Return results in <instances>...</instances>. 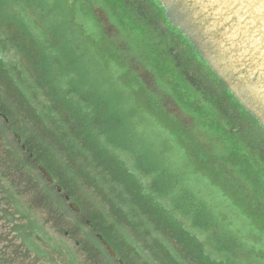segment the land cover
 Returning a JSON list of instances; mask_svg holds the SVG:
<instances>
[{
  "label": "rangeland",
  "instance_id": "obj_1",
  "mask_svg": "<svg viewBox=\"0 0 264 264\" xmlns=\"http://www.w3.org/2000/svg\"><path fill=\"white\" fill-rule=\"evenodd\" d=\"M37 1L45 14L37 9L26 19L35 37L46 33L49 67L41 72L26 52L0 51V202L16 214L9 222L11 215L0 212V240L7 244L24 231L26 261L33 264H117L70 212L76 204L105 238L117 236L119 252L129 250L142 264H198L145 210L162 205L191 232L208 264H264V196L245 188L238 172L227 169L231 160L215 155L217 148L200 140L168 97H157L149 74L114 40L112 23L103 25L96 0ZM93 129L99 140L90 138ZM18 137L33 140L62 173L64 194H71L63 225L52 209L60 205L58 193L37 175L30 185L18 177L23 168H11ZM6 172L13 176L5 179ZM197 210L208 216L207 226ZM23 261L14 264H29Z\"/></svg>",
  "mask_w": 264,
  "mask_h": 264
},
{
  "label": "water",
  "instance_id": "obj_2",
  "mask_svg": "<svg viewBox=\"0 0 264 264\" xmlns=\"http://www.w3.org/2000/svg\"><path fill=\"white\" fill-rule=\"evenodd\" d=\"M96 4L112 23L114 40L149 74L146 83L157 97H168L200 140L231 160L227 169L238 172L245 188L264 196V154L255 148L264 146V0ZM236 116L252 129L238 132Z\"/></svg>",
  "mask_w": 264,
  "mask_h": 264
},
{
  "label": "flooded vegetation",
  "instance_id": "obj_3",
  "mask_svg": "<svg viewBox=\"0 0 264 264\" xmlns=\"http://www.w3.org/2000/svg\"><path fill=\"white\" fill-rule=\"evenodd\" d=\"M37 9H40L42 11V14H45L44 7L37 0H0V18L4 19V20L0 19V51H10V49H17L22 52H26L27 57L34 64V69L40 68V71L43 72L44 67H49V61H50V59H48L47 57L43 55V52H44L43 46L48 45L47 41L44 39L46 36V33L44 36L40 32V34H38L39 38L35 37L36 35L34 32V26L28 23L26 19V16L31 14L29 12L36 11ZM16 10L18 13L16 12ZM42 19H45V17L42 16ZM103 23H104L103 24L104 26L105 25L108 26V22L106 19L104 20ZM109 29L111 30L110 26H109ZM32 32L34 33V36ZM44 32H46V30H44ZM53 66L54 65H52L51 67ZM45 76L46 75L43 73L40 74V78H45ZM3 81L10 82L9 79L8 80L4 79ZM200 83L202 84V82ZM16 90L18 91L17 88ZM218 95H219V91H218ZM225 115H227V118L229 120H234L231 115H228V113H226ZM235 121L241 125V127L237 129V131L239 132L242 130V127H243L242 121L237 116L235 118ZM1 130L7 131L10 129L2 128ZM2 134L4 137L8 138L7 135H4L3 132ZM17 142H18L17 145L16 144L13 145V148H15L13 151L16 153V155H14L13 157H9L8 155V159L12 160L14 163V165L11 166V168H13V170L14 169L18 170V166L19 168H23L26 171V174L23 173L19 175L18 177L26 178L28 180L27 181L28 183L32 181L31 180L32 176L34 177L35 175H37L38 177H40V179L43 182H45L47 189L58 193V196L61 198L60 205H57V207L56 205H53L52 209L54 208L57 209V215L59 218V222L60 224H62L61 222H63L64 217H65L64 212H63L64 211L63 205H65L66 202L68 203L71 201V194L67 191H66V194H64L65 186H63L64 177L62 173L54 171L55 164H53V161H50L48 159L47 154H45V152L37 148L36 146L37 144H34L33 140L26 137L24 139L23 138L17 139ZM255 148L257 149V153L261 152L262 154H264L263 153L264 146H259V147L256 146ZM42 166L49 172L52 178L51 181L48 180L43 174V172L41 171L40 167ZM11 176L13 175L10 172H6V174H4L3 177L7 179L9 177L11 178ZM1 187H2V183L0 182V188ZM11 189L12 190L8 191L9 197H11V194L9 192L14 194V189L12 187ZM10 206L12 207V210H14V207L12 205ZM70 207L72 208L71 205ZM5 208L6 206L0 202V212L8 213V211H6ZM72 209H71L72 211L71 213L74 216H76L78 219L82 221H85V226L87 227L89 236L91 238L100 240V236L104 237L101 232H98L99 227L95 228L96 225L93 223L92 220L83 218V216L85 215L84 209H82L81 207H79L78 210H74V209L72 210ZM8 214L11 215V217L8 218L9 222L16 221L12 217L16 215L14 212L8 213ZM83 219H86V220H83ZM60 230L62 233L59 232V234H63L62 227ZM19 232L22 236L18 235L17 237L11 238L7 244L6 242L0 240V264H14L16 260H20V259L24 260L23 262L26 261V255L30 251L29 241L27 239V236H23L24 231H19ZM110 238L104 237V239L116 251L115 257L112 256L110 252L108 251V253L110 254L111 260L115 261L117 264H142L141 262L135 260L136 256L135 255L133 256L132 253L128 252L129 250H126L125 248H123L122 252L118 251V247L115 244L118 238L116 235H114V233L110 236ZM19 240L20 242L18 243ZM99 242L102 243L101 240ZM47 254L49 255L50 253H46L45 257L47 258V261L51 263L52 256L47 257ZM129 259L133 261V263H131ZM27 261L29 264L34 263L32 259L30 260L28 259ZM56 264H60L59 260L56 262Z\"/></svg>",
  "mask_w": 264,
  "mask_h": 264
},
{
  "label": "trees",
  "instance_id": "obj_4",
  "mask_svg": "<svg viewBox=\"0 0 264 264\" xmlns=\"http://www.w3.org/2000/svg\"><path fill=\"white\" fill-rule=\"evenodd\" d=\"M75 116H77L78 117V115L75 113L74 114ZM110 119V118H109ZM108 119V120H109ZM116 122V120H112L111 121V119L109 120V122L111 123V122ZM119 124H120V126H121V121L120 122H118ZM247 123V122H246ZM119 126V127H120ZM239 126L241 127V125L239 124ZM118 127V128H119ZM247 128H249V129H252V123H250V124H248V127ZM104 130V129H103ZM104 131H106V132H110L111 131V129H108V130H104ZM243 131V130H242ZM93 133H96V131L93 129V131L91 130V132H90V134H91V137L90 138H92V139H96V140H99L100 138H98L96 135H93ZM238 135V134H237ZM106 146V145H105ZM30 185H32L33 183H32V181L29 183ZM34 185V187L36 186V183L35 184H33ZM160 186H161V188L162 189H164L163 187H164V185H163V183H159V185H158V187H159V189H160ZM165 189H167V188H165ZM164 189V190H165ZM239 194V193H238ZM232 197H234V198H236L235 196H232ZM242 197V195H240L239 194V196H238V199L239 200H241V201H244V199L243 198H241ZM15 198V197H14ZM13 198V199H14ZM15 201V200H14ZM236 201V200H235ZM236 202H238V201H236ZM70 210V209H69ZM145 210L149 213V214H154V215H157L158 216V218H159V223H155L156 225L158 224L160 227H162V228H165L166 230H168L169 232H170V234L176 239V240H178V241H181L180 243L182 244V245H184L185 247H187V251H188V254L190 255V256H193L194 257V259L196 260H199L200 262H198V264H208V260L202 255L203 254V250H202V247L201 246H199L196 242V240H195V238H193V237H191V236H189L188 235V232L187 231H185L184 230V228L183 227H181V225L180 224H177V223H175V222H173L170 218V216H168L167 214H165V212L163 211V208H162V205H161V209H158V206L157 205H155L154 207H150V206H148L147 208H145ZM70 212H72L71 210H70ZM196 213H195V215L198 217V219H199V223L200 224H203V226L205 227V226H207V224L210 222L209 221V218H208V216L206 215V213L205 212H202V211H195ZM172 216H173V214H172ZM94 223V222H93ZM154 224V225H155ZM208 226H210V225H208ZM20 229H22V230H26V228H21V226H20ZM19 229V230H20ZM15 230H16V228H15ZM177 230V231H176ZM112 234H113V232H112ZM184 239V240H183Z\"/></svg>",
  "mask_w": 264,
  "mask_h": 264
}]
</instances>
